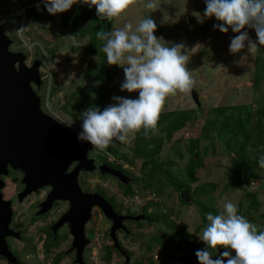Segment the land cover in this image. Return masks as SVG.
<instances>
[{
	"label": "rangeland",
	"instance_id": "obj_1",
	"mask_svg": "<svg viewBox=\"0 0 264 264\" xmlns=\"http://www.w3.org/2000/svg\"><path fill=\"white\" fill-rule=\"evenodd\" d=\"M147 3L149 0H133L124 13L113 18L111 30L123 27L125 23H131L135 28L142 19L149 16L157 25L154 33L156 37H163L169 46L185 44L190 58L187 67L196 82L193 88L198 93L201 107L196 109L197 105L188 93L178 92L166 99L155 131L149 129L148 135L145 136L144 130L141 129L130 135L128 143L116 142L115 147L109 146L105 150L93 146L90 156L98 159L99 154L105 155L107 162L122 168L134 179L133 182L129 181V185L125 186L111 176L102 177L98 173L99 170L81 175L79 184L85 189L89 186V190L95 187L93 191H100L107 196L120 214L136 216L145 213L150 220H154L133 221L127 224L129 233L119 237L129 253L128 264H199L195 255L197 250L204 249L205 246L199 236L207 220L206 216L213 211L220 214L225 197L237 204L239 214L256 224L258 230L264 231V181L250 179L249 184H243L244 189L227 188L232 156L236 155L243 142L240 136L238 139L234 137L239 134L236 126L239 114L235 113L233 108L244 107L241 120L242 124L248 127L259 124V112L262 118L260 125L264 129V46L253 54L248 52L247 46L239 53H230L231 39L238 34L231 28L227 33L214 29L213 26L220 22L214 17H204L205 0H158L160 7L156 10L146 8ZM193 13H199V18ZM97 17L95 7L75 10L73 5L67 12L50 15L42 0H0V22L7 23L9 36L15 41L11 50L16 51L17 47L23 46L24 50L29 49L32 52L35 48L38 50V59L43 61L40 71L45 85L38 93L43 101L42 112L47 110L52 113L55 119L67 123L75 134L81 130L80 114L89 107L95 106L103 110L115 103L113 97L137 99L139 95L138 92L121 91L125 75L123 68L116 65L114 78L111 81L106 80L107 88L102 89V96L101 92L99 94L98 88L102 78L100 80L96 77L100 69L104 70L105 53L104 41L98 40L96 33L106 29L100 18L99 29H96ZM106 25L107 21L105 28ZM18 28L24 30L18 33ZM242 31H247L251 40H257L254 29L246 27ZM197 44L201 47L194 49ZM245 55L248 59L241 64L239 61ZM107 69L105 66L106 73ZM258 83L260 85H257ZM69 104L74 108L72 113L62 110L69 107ZM181 114H187L189 119L185 120L181 128L170 134V128ZM230 116L232 118L227 123L226 118ZM208 119H215V126H207ZM252 134L253 132L249 134L251 140L247 145L248 149L255 141ZM262 135L264 139V134ZM236 140H239L238 144ZM225 143L229 147L225 146ZM236 144V149H233L232 146ZM154 145H159V148L151 157ZM191 148L193 152L190 151ZM108 149L115 150L117 155L111 154ZM258 150L262 152L263 148L260 146ZM138 153L147 156V159L136 156ZM256 159L252 158V161ZM153 160L164 173L169 172V175L188 187L186 192L189 201L185 202L186 204L182 203L179 197L181 191L178 192V185L170 182L168 177H159L158 182L162 179L164 181L153 185L151 183V189L143 187L142 181L146 175L154 174L151 164L145 166L144 163ZM194 162V173L189 176L188 168ZM143 166L146 170H142ZM256 170L259 178L264 180V168L259 165ZM209 184L214 185L215 189L211 190V187L207 186ZM126 189L134 192L136 198L125 196L123 193ZM10 191L8 185L6 197L12 195ZM249 192L256 195V206H253L250 198H245V194ZM36 198L38 196L26 199L19 208L16 206V210H22V214L29 217L34 208L30 205ZM199 201L206 204L201 207ZM56 206L65 208L63 203H57ZM99 215L100 213L97 217L93 216V225L97 219L101 220L102 225L100 224L98 229L103 233V237H100L98 242L89 244L88 254L85 252L84 255L86 264H125V258L114 250H110L111 256L105 260L106 248L111 247V242L107 239L109 224ZM35 222L38 224L42 220L36 219ZM46 233L48 236L43 233V240L49 244L48 252H43L44 249L40 245L36 248H29L28 245L16 247L17 253L21 252L19 256L23 262L36 264L34 259H38L39 264H47L48 260L56 258L58 245L51 244V235L48 231ZM38 235V232L33 233L35 238ZM86 235L91 240L92 234L87 230ZM157 238L161 239L163 244L154 241ZM68 243L70 244V241L67 240L58 242L59 251L63 254L59 264H72L74 260L73 253L68 252ZM146 244H150L149 250L145 247ZM96 248L101 251L93 258ZM223 251L225 249H221L218 254ZM30 254L32 259H27ZM232 254L235 255L234 252ZM219 256L213 255L212 258Z\"/></svg>",
	"mask_w": 264,
	"mask_h": 264
},
{
	"label": "clouds",
	"instance_id": "obj_2",
	"mask_svg": "<svg viewBox=\"0 0 264 264\" xmlns=\"http://www.w3.org/2000/svg\"><path fill=\"white\" fill-rule=\"evenodd\" d=\"M42 2L50 15H56L69 11L78 0H42ZM82 2L90 7H95L96 14L101 20L112 21L113 18L124 13L133 0H82ZM205 4L204 17H214L220 22L213 26L214 29L227 33L231 28L234 33L238 34L231 39L230 53H239L247 46L248 52L253 54L264 46V0H205ZM145 7L156 10L160 6L158 0H149ZM193 15L197 18L200 16L199 13H193ZM246 27L255 30L256 41L249 38L247 31H242ZM23 30L17 29L18 33ZM156 30L155 21L148 16L142 19L135 28L131 23H125L123 27L115 30L105 31L102 29L96 33V38L104 41L103 52L106 55L107 63L123 68L125 80L121 84V91L138 92L137 99L113 97L115 103L103 110L95 106L89 107L80 114L82 124L78 134H75L64 121L55 119L52 113H48L47 110L44 113L59 122L71 134L76 135L79 142L91 145L92 151L94 147L99 150H105L109 146L115 147L116 142L126 144L129 142L130 135H134L141 129L144 130L145 136L148 135L149 129L155 131L166 99L169 96H175L178 92L189 93L196 83L192 78V72L187 67L190 58L186 45L179 43L169 46L163 37H156L154 34ZM200 47L201 45L197 44L194 49ZM247 59L248 57L245 55L239 62L243 64ZM98 84L99 82H97ZM34 91L39 96L40 90L35 87ZM196 94L198 96L197 92ZM40 100L43 103L41 97ZM199 104L201 107L200 102ZM200 107L196 106V109L199 110ZM249 151H251L250 148ZM90 154L89 157H91ZM259 165L264 168V155L259 157ZM126 177L129 180L127 184H124L125 186L133 179L130 176ZM127 215L147 217L148 220L144 221H151L149 216L141 213L136 216ZM127 215L122 214V216ZM206 219L208 223L199 236L206 247L196 252L199 264H264V231L258 230L256 224L239 214L237 204L225 197L223 210L220 214L208 213ZM141 220L143 221V218ZM100 224L102 225L101 220L97 219L95 225L92 221L85 226V238L88 243L83 251L84 264H86L84 255L85 252L88 254L87 246L93 242L94 232L98 230V241L100 237H103V233L101 234L98 229ZM109 229L110 224L107 239L110 240L111 247L118 252L119 250L114 247V243L109 237ZM86 230L92 234L91 240L88 239ZM65 233L71 244L66 230ZM117 241L120 251L126 253L127 249L120 244L121 241L118 237ZM70 244L68 243L69 246ZM218 249H225V251L218 258L213 259V254ZM100 251L97 249V253ZM126 255L128 257L127 253ZM86 259L88 260V256Z\"/></svg>",
	"mask_w": 264,
	"mask_h": 264
},
{
	"label": "water",
	"instance_id": "obj_3",
	"mask_svg": "<svg viewBox=\"0 0 264 264\" xmlns=\"http://www.w3.org/2000/svg\"><path fill=\"white\" fill-rule=\"evenodd\" d=\"M78 9L90 7L78 0ZM106 31H111V21H107ZM14 41L7 32V25L0 24V256L7 264H20L9 251L6 242L10 235L8 225L12 217L11 202L3 199L5 187L1 177L8 170L22 173L23 192L18 201L37 191L49 188L43 202L39 205L38 215L52 211L57 203H67V210L52 226L53 234L64 228L71 239L68 252H73L75 264H84L83 251L88 243L85 226L92 219V212L98 209L110 224L109 237L114 247L120 251L116 232L125 230L124 221H138L142 216H122L115 213L112 205L99 193L83 192L79 176L99 170L101 175H109L123 184L128 178L119 170L107 165L97 167L95 159L89 157L91 145L77 140L59 122L41 110V100L33 90L43 86L40 69L41 61L26 65L27 56L12 51ZM105 65L108 67L105 55ZM108 80V74H107ZM109 82L107 81V84ZM200 107L194 89L188 93ZM72 168V170H71ZM183 201L188 202L186 191L180 193ZM128 264L126 253L120 252Z\"/></svg>",
	"mask_w": 264,
	"mask_h": 264
},
{
	"label": "trees",
	"instance_id": "obj_4",
	"mask_svg": "<svg viewBox=\"0 0 264 264\" xmlns=\"http://www.w3.org/2000/svg\"><path fill=\"white\" fill-rule=\"evenodd\" d=\"M89 8V7H88ZM94 8V7H93ZM84 9V8H83ZM82 9V10H83ZM32 10V9H31ZM30 12V11H29ZM100 19H99V17H97L96 18V20H95V23H97V27L99 26V21ZM103 21V23H104V29H106L105 28V21H107V20H102ZM69 22V21H68ZM6 25H7V23H6ZM67 25H69V23H67ZM96 29H99V27L98 28H96ZM94 30V29H93ZM38 53V50H36V52H35V54H37ZM105 64L103 65V69L104 70H102V69H100V71H99V73H98V75H97V77L96 78H98L99 77V79L101 80V78H102V82H101V86L98 88V91H99V94H100V92H101V96L103 95V92H102V89H106L107 88V86H106V80H107V74H108V80L109 81H111L113 78H114V76H115V70H114V65H109L108 64V69H107V73L105 72ZM95 78V79H96ZM103 83V84H102ZM257 85H260V83H258ZM81 106V105H80ZM70 107V108H69ZM69 107H66V108H63L62 110L64 111V112H66V113H72L71 112V110L72 109H74L70 104H69ZM242 109H244V107H236L235 109L233 108V110H234V112L235 113H238L239 114V116H238V118H237V116L235 115V118H237L236 119V121H237V123H236V126H237V130H238V133L239 134H237V135H235L234 137H236L235 139H238V137L240 136L241 137V140H243V142H241V146H240V148H239V151H236V155H233L232 156V160H233V162H232V165L229 167V171H230V180H229V183L227 184L228 186H227V188L229 189L230 187H234V188H238V189H244L243 187V184L244 183H246V184H249L250 183V179L251 180H253V179H255V180H258V181H260V182H263L264 180L262 179H260L259 178V175H258V172H257V170H256V167H258L259 165V157L261 156V155H263L264 154V139H262L263 138V135H262V133L264 134V129H263V127L260 125L261 124V120H262V118H261V116H260V114H259V112L257 113V115H258V118H259V124H257L256 126H247L246 124H242V120H241V114H242ZM219 110V109H218ZM184 116V118H182ZM220 116V115H219ZM232 116H233V113H232ZM232 116H230V117H228V118H226V122L227 123H229L230 122V119L232 118ZM186 119H189V116L187 115V114H181L180 115V117H179V119H178V121L170 128V134L172 133V132H174V130H176V129H178V128H181L182 127V125H183V123L185 122V120ZM215 120V119H214ZM214 120H210V119H208L207 121H206V123H207V126H215V122H214ZM247 121H249V119L247 118ZM248 129H251V131H248ZM251 132H253V134H252V136H253V138L255 139V141H254V143L251 145V147H250V149H251V151H249V149L247 148V145H248V143L250 142V140H251V135H249ZM233 137V138H234ZM236 143L238 144L239 143V140H236ZM237 144L236 145H234V146H232L233 147V149H236V146H237ZM225 146H227V147H229L228 145H227V143H225ZM262 147L263 148V151L262 152H260L259 150H258V148L259 147ZM158 148H159V145H154L153 147H152V149H151V157L153 156V154L155 155V153L158 151ZM109 150V152L111 153V154H113V155H117V153H116V151L115 150H112V149H108ZM138 150V149H137ZM190 151L191 152H193V149L191 148L190 149ZM232 151V150H231ZM102 153H105V152H102ZM136 156H141V157H143L144 159H147V156H145V155H140V153H138V154H136ZM252 158H257L256 160H254V161H252ZM95 159H96V161H99L100 163H103V164H107V165H112V163H109V162H107V160H106V156L105 155H103L102 154V156L99 154V157H98V159H97V157H95ZM195 163L196 162H194L192 165H190V167L188 168V174H189V176H190V174H192V173H194V167H195ZM145 164V166H147V164H151V168H154V174L152 173H148L147 175H146V177H145V179H144V181H142L143 182V187L144 188H149V189H151V183H152V185L155 183H157V184H159V183H161V182H163L164 180L162 179L161 181H159L158 182V178L160 177V178H165V177H168L167 179L170 181V182H175L176 183V185H178L177 187H178V192L179 191H182V189L183 190H188V187L183 183V182H181V181H179V180H177L175 177H173V176H171V175H169V172H163V169L158 165V163L157 162H154V160L152 161V162H150V161H147V162H145L144 163ZM145 166H143V168H142V170H146V167ZM115 167V166H114ZM115 168H117V167H115ZM117 169H119L123 174H125V172L122 170V168L120 169V168H117ZM144 173H147V172H144ZM129 175V174H128ZM130 176V175H129ZM157 176V177H156ZM148 180V181H147ZM134 181V179H132V182ZM149 182V183H148ZM166 182V181H165ZM172 183H169V184H172ZM129 185V184H128ZM175 184H173V186H174ZM207 186H209V187H211V190H214L215 189V186L214 185H211V184H209V185H207ZM100 194H102L100 191H98ZM125 196H127V197H130V196H135V195H133L134 194V192H132V191H130L129 189H126L125 191H124V193H123ZM103 195V194H102ZM245 198L247 199V198H250L251 199V201H252V203H253V206H256V195L254 194V193H251V192H249V193H246L245 194ZM104 197V196H103ZM112 202V201H111ZM191 202H193V201H191ZM182 203H184V204H186L185 202H183L182 201ZM194 203V202H193ZM204 202H200L199 201V205L202 207L203 205H205V204H203ZM112 205H113V202H112ZM211 213H213V214H217V211H213V212H211ZM143 215H145V216H148V215H146L145 213H143ZM261 216H263V215H261ZM261 216L259 217V218H261ZM151 221H154L153 219H151ZM261 221V220H260ZM207 223H208V221L206 220L205 221V225H207ZM262 224H264L263 222H262ZM205 225H203V228L205 227ZM142 239H143V237H142ZM154 241H156V242H161V239H159V238H157V239H154ZM162 244H163V242H161ZM191 245H193V244H191ZM190 245V247H193V246H191ZM148 250H149V247H151L150 246V244H146V246H145ZM206 246H204L203 248H205ZM107 249V257H105V260L108 258L109 259V257L111 256V252H110V250H114L115 251V249H112V247H107L106 248ZM200 250H203V249H200ZM221 249H218L216 252H214V254L213 255H220V254H218V252L220 251ZM125 252L127 253V254H129L128 253V251L127 250H125ZM115 253H117L118 254V252L117 251H115ZM233 255V254H232ZM195 257H196V255H195ZM60 258H61V256L60 257H58V258H56L55 259V261L54 262H56V264H59V260H60ZM196 259H197V257H196ZM198 260V259H197ZM52 264H55V263H52Z\"/></svg>",
	"mask_w": 264,
	"mask_h": 264
},
{
	"label": "flooded vegetation",
	"instance_id": "obj_5",
	"mask_svg": "<svg viewBox=\"0 0 264 264\" xmlns=\"http://www.w3.org/2000/svg\"><path fill=\"white\" fill-rule=\"evenodd\" d=\"M77 4H78V2L76 4H74L75 10L78 9ZM84 8H88V7H84ZM1 23L2 22H0V24ZM7 32H8V28H7ZM8 35H9V33H8ZM13 44H15V41ZM15 52H19V53H22L25 56H27V61H26L27 66H30L35 61H41V59H38L37 54H35V52H36L35 48L32 49V52H31V51H29V49L24 50L23 46H22L19 48L17 47ZM41 62H43V61H41ZM41 67H43V66H41ZM33 89L35 90V87H33ZM102 164L103 163L96 161L97 167H99ZM108 166L111 167L112 169L119 170V169L114 167L115 165H108ZM71 170H72V168H71ZM95 172H98V171L96 170ZM124 172H125V175L129 177V175H128L129 173H127L126 171H124ZM98 173H100V172H98ZM83 174H85V173H83ZM83 174H81V175H83ZM99 175H101V174H99ZM80 176H79V179H80ZM101 176L103 177L105 175H101ZM107 176H109V175H107ZM112 178H114V177H112ZM1 179L5 184V187L2 189L3 199L6 201H10L11 202V208H12V217H11V221L8 225V230L10 231V235L7 236L6 242H7L9 251H11V253L14 255V257L16 258L18 263L26 264V262H23L19 256V255H21V252L17 253V251H16L17 246L28 245L29 248L30 247L36 248L37 245H40V247H42V249H44V250H42L43 252L44 251L48 252V250H49L48 245L49 244L46 243V240L45 241L43 240V237H44L43 233L45 235H47V233H46L47 231L51 235V244L57 243V245H58L57 252H55L56 258H58L60 256L63 258V254L60 253V251H59L60 245L58 244V242H60L61 240H64V241L67 240L68 241V238H67L66 233H65V229L60 228L57 230V232L55 234H53V232L51 231V228L56 223V221L61 217V215H63V213L66 212V210L68 208L67 203H63L65 205V208L61 207V206H59V207L54 206L52 211H50L51 213L50 212L47 213L48 215L47 214L38 215L39 205L41 202L44 201L46 195L49 192V188H44V189L37 191L36 193H32L31 195L26 196L20 202V201H18V197L24 190V186L21 185L22 173H20L19 171H14L12 169H9L8 175L6 177H1ZM8 185H9L10 190H11L10 193L12 192V195H10V197L9 196L6 197L7 195L5 194L6 190H8ZM80 187L82 188L83 192L99 193L98 191H93V189L95 187L92 188L91 190H89V186L86 188L87 190L83 186H80ZM41 193H42V195H41ZM34 196L35 197L38 196V198L33 200L31 205H30V206H34L33 212L29 217H25L24 214H22V212H23L22 210L21 211L16 210V206L19 208L26 199H28L30 197H34ZM101 196H104V195L101 194ZM103 198L108 203H110L112 205V202L108 199L107 196H104ZM14 203H16V204H14ZM114 211L118 215H122V214L118 213L115 209H114ZM49 213L50 214L53 213V214L50 215ZM99 213L101 215V212L98 209L93 210L91 222L95 219L94 218L95 216L96 217L98 216ZM101 216H103V215H101ZM33 217H34V219H33ZM142 218H143V221L148 220L147 217H145V218L142 217ZM36 219L42 220V222L41 223L38 222V224H35ZM132 222H133L132 220L124 222L123 225L125 226V230L124 231H122V229L118 230V232H117L118 239L120 236H124V235H127L129 233V229H128L129 227L127 226V224H130ZM34 224L37 225V227H35ZM35 229L37 231H35ZM35 232H38V234H39L37 238H35V236L33 237V233H35ZM58 235H60V236H58ZM39 239H40V241H39ZM45 239H46V236H45ZM120 244H122V243L120 242ZM69 248H70V246L68 245V251H69ZM87 248H89V244H88ZM120 252L121 251H118V254H121ZM73 255H74V253H73ZM27 259H32L31 254L27 257ZM55 259H53V260H55ZM74 259H75V256H74ZM84 259H85V257H84ZM34 260H36L35 261L36 264L40 263V261L38 259H34ZM53 260L52 261L48 260L47 264H51L52 262H54ZM0 264H7V261L1 256H0ZM72 264H75L74 260L72 261Z\"/></svg>",
	"mask_w": 264,
	"mask_h": 264
},
{
	"label": "built area",
	"instance_id": "obj_6",
	"mask_svg": "<svg viewBox=\"0 0 264 264\" xmlns=\"http://www.w3.org/2000/svg\"><path fill=\"white\" fill-rule=\"evenodd\" d=\"M96 230H97V229H96ZM97 231H98V230H97ZM97 231H96V232H94V233H95V235H94V236H93V238H92V239H93V242H95V241H97V242H98V235H99V234L97 233ZM97 249H98V248H96V249L94 250L95 252H93V258H95V257H96V255H97Z\"/></svg>",
	"mask_w": 264,
	"mask_h": 264
}]
</instances>
